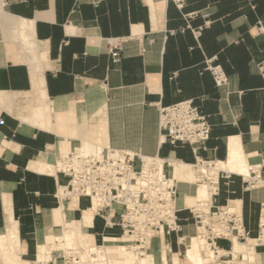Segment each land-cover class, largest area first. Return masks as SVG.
Instances as JSON below:
<instances>
[{"label":"crops","instance_id":"crops-1","mask_svg":"<svg viewBox=\"0 0 264 264\" xmlns=\"http://www.w3.org/2000/svg\"><path fill=\"white\" fill-rule=\"evenodd\" d=\"M260 24L264 0H187L183 10L169 0H0V264H65L62 256L77 247L71 236L81 226L82 241L95 246L122 235L120 227L105 225L88 197L67 195L69 176L56 172L62 152L90 144L183 163L170 169L183 231L161 233L149 248L148 264H202L189 209L204 206L199 204L204 186L194 166L201 160L217 164L244 155L248 174L219 169L211 204L237 206L248 238L259 239L264 206ZM112 37L125 39L115 63L108 52ZM209 58L225 70V86L218 87L206 69ZM186 99H193L212 124L206 147L197 154L189 145L160 142L158 105ZM256 165L263 181L246 188L244 176L249 178ZM67 232L71 238L65 244ZM178 237L189 242L184 252ZM218 243L231 248L226 238ZM255 248L244 258L264 264V244ZM233 249L244 254L240 242H233Z\"/></svg>","mask_w":264,"mask_h":264},{"label":"built area","instance_id":"built-area-1","mask_svg":"<svg viewBox=\"0 0 264 264\" xmlns=\"http://www.w3.org/2000/svg\"><path fill=\"white\" fill-rule=\"evenodd\" d=\"M169 1H173L180 10H183L187 3V0ZM193 15L186 14L188 17ZM259 30L264 33V24L259 25ZM124 41L121 37L108 40V52L114 63L122 58ZM214 60L215 58L206 60V69L212 73L218 87L225 86L228 76L222 65L215 64ZM158 108L161 143L173 146L189 145L195 154L206 147L212 124L208 115L201 111L193 99L170 105L159 104ZM203 162L201 160L194 165L195 169ZM173 163L174 161L167 158L146 156L127 149L98 147L88 151L76 148L61 153L55 163V169L56 172L69 176L67 195L88 197L91 208L104 219L105 225L109 228L120 227L121 237H125L127 246L137 255L144 256L153 239L161 233L180 234L183 231L177 207V181L170 172V169H174ZM244 178L246 188L263 181L260 166H253L249 178ZM203 180L209 182L212 195L218 193V178L206 177ZM263 208L260 219L261 233L255 247L264 244ZM189 209L195 219L197 235L203 233L206 244L213 253V256L209 257L204 251L205 264L234 262L233 238L246 242L249 236L243 215L237 206L229 203L211 204L208 211L198 206ZM221 238L230 241V249L219 245L218 240ZM178 242L188 246L184 237H178ZM62 259L65 264H80L77 254L63 255Z\"/></svg>","mask_w":264,"mask_h":264},{"label":"bare ground","instance_id":"bare-ground-1","mask_svg":"<svg viewBox=\"0 0 264 264\" xmlns=\"http://www.w3.org/2000/svg\"><path fill=\"white\" fill-rule=\"evenodd\" d=\"M80 148H84L85 150L92 151L97 147L95 146V144L94 145L90 144V146H88V147L82 146ZM62 153H66V152H62ZM173 164H174V167H176V166L182 165L183 163L182 162H174ZM225 168L228 169L230 172L244 174V175L248 174V162L245 159L244 155H240V154L237 155L236 154L232 158H230L228 161L220 162L217 164H213V163L208 164L206 162H203L202 164L199 165V172H200L199 178H201V180H202L199 183V185L204 186V187L200 188L199 200H204L205 193L207 192V199L209 201V204H207L208 202H206V203L200 202L199 204H202L204 206H201V205H195V206H198L205 211L209 210V207L211 205L212 189H211L209 182L207 180H203V179L206 177L207 178H213L214 177L215 179H217L219 169H225ZM209 198H210V200H209ZM262 221L264 222V208H263ZM82 230H83V228L81 226L80 231L74 237L71 235H68V232H67L65 234V239H64V243L67 244V242L72 237L71 240L74 243V245L75 244L78 245L77 247L69 249L66 252H67V255H69L71 253H76L80 258V260H78L80 264H115V263H117V261L121 262L122 264H148L146 256L148 255L149 250L146 253V255H144V256L137 255L136 252H134L131 248H129L127 246V244L125 243V241H126L125 237L119 236V238H115L113 240V242L117 243L118 245H114V244L111 245V243H109V239L108 238L105 239V237H104L103 239H105V243L103 245H100V246H95L94 244H86L82 241V239H81ZM262 238L264 240V233H263ZM196 240L198 243L197 251H199V249L202 250L201 251L202 252L201 253V262H202V264H205L206 258L203 254V251H205L209 257L213 256V253L210 250V248L208 247V245L206 244V239H205V236L203 235V233H200V235H197ZM15 242L16 241L11 236L10 237V245H11V249H12V252H10L11 255L14 254L13 250L16 246ZM119 242H121L123 244V246L119 245ZM233 242L234 243L240 242L241 248H244V250H243L244 254L241 253V256L243 257L242 260H246L245 258L252 253L253 249L255 251V249H256L255 245L257 244L258 240L254 239V238H248V240L246 242H242V241H239L237 238H233ZM113 246H114V250H113ZM126 248L130 249L131 251L127 250ZM132 252L136 255L135 256L136 258L134 257V259H133V253ZM232 252H233L234 257L238 258L237 251H235L233 249ZM94 255L95 256L97 255L96 259H94V257H93ZM75 260L77 261V259H75Z\"/></svg>","mask_w":264,"mask_h":264},{"label":"rangeland","instance_id":"rangeland-1","mask_svg":"<svg viewBox=\"0 0 264 264\" xmlns=\"http://www.w3.org/2000/svg\"><path fill=\"white\" fill-rule=\"evenodd\" d=\"M198 169V171H199V168H197ZM197 171V170H196ZM195 171V172H196ZM197 175V174H196ZM200 202H208V199H207V195H205L204 196V200H199ZM94 210V209H93ZM163 235H167V234H165V233H163ZM159 237V236H158ZM158 237H156V238H154L153 239V241H152V243H151V245H150V249L151 248H153L154 246H156V241H157V239H158ZM166 242H168V241H166ZM165 242V243H166ZM98 243H100V244H102L103 245V242H102V239H100L99 241H98ZM109 243H111V245H113V242L111 241V240H109ZM115 244H117V243H115ZM114 244V245H115ZM189 244V242L187 243V245ZM119 245H121V246H123V244L121 243V242H119ZM78 246V245H77ZM72 248H74V246L72 247ZM116 249V248H115ZM127 249V248H126ZM187 249V246L185 247V246H183V252L185 251ZM113 250H114V246H113ZM127 250H130V249H127ZM131 251V250H130ZM175 252H177V251H179V250H174ZM202 251V250H201ZM133 253V252H132ZM202 253V252H201ZM203 253H204V251H203ZM73 254H75L76 255V253H73ZM155 254H156V256H155V262L156 263H158V260H159V255H158V252H156L155 251ZM168 255H169V257H171V253H169L168 252ZM136 255L133 253V259H134V257H135ZM94 257V259H96L97 258V255L95 256H93ZM180 257L182 258V259H184V253H182V254H180ZM136 258V257H135ZM234 263L233 264H249V260H242L241 259V255H240V253L238 254V258H235L234 260ZM119 261H117V263H115V264H122L121 262H119ZM99 263V262H98ZM152 264V263H151Z\"/></svg>","mask_w":264,"mask_h":264}]
</instances>
